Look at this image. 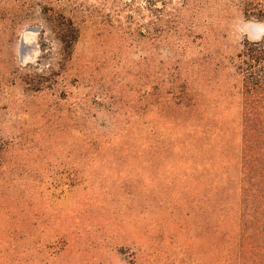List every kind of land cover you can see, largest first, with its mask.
Segmentation results:
<instances>
[{"label": "rangeland", "instance_id": "obj_1", "mask_svg": "<svg viewBox=\"0 0 264 264\" xmlns=\"http://www.w3.org/2000/svg\"><path fill=\"white\" fill-rule=\"evenodd\" d=\"M260 1L0 0V264H264Z\"/></svg>", "mask_w": 264, "mask_h": 264}, {"label": "trees", "instance_id": "obj_2", "mask_svg": "<svg viewBox=\"0 0 264 264\" xmlns=\"http://www.w3.org/2000/svg\"><path fill=\"white\" fill-rule=\"evenodd\" d=\"M247 6L243 8L246 18L252 15ZM257 8V13L253 15L264 21V0L257 3ZM66 35H63L64 38L72 36V39H68L71 42L75 40L77 32L71 28ZM237 58L236 69L238 75L243 78L241 168L244 179H253L264 176V38L255 42L246 41ZM39 79L41 76L38 73L29 72L22 81L33 90H39L41 88Z\"/></svg>", "mask_w": 264, "mask_h": 264}, {"label": "water", "instance_id": "obj_3", "mask_svg": "<svg viewBox=\"0 0 264 264\" xmlns=\"http://www.w3.org/2000/svg\"><path fill=\"white\" fill-rule=\"evenodd\" d=\"M255 35V34H254Z\"/></svg>", "mask_w": 264, "mask_h": 264}]
</instances>
